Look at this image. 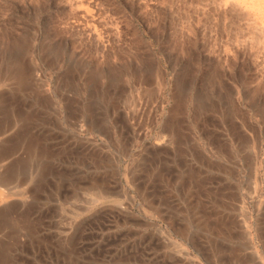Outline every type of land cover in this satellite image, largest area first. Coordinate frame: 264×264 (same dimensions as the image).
<instances>
[{"label": "rangeland", "instance_id": "374dc122", "mask_svg": "<svg viewBox=\"0 0 264 264\" xmlns=\"http://www.w3.org/2000/svg\"><path fill=\"white\" fill-rule=\"evenodd\" d=\"M263 32L264 0H0L42 222L1 229L15 264H264Z\"/></svg>", "mask_w": 264, "mask_h": 264}, {"label": "bare ground", "instance_id": "6f19581e", "mask_svg": "<svg viewBox=\"0 0 264 264\" xmlns=\"http://www.w3.org/2000/svg\"><path fill=\"white\" fill-rule=\"evenodd\" d=\"M27 67L28 65H24L23 68H21V66H18L17 64H13L12 67L7 65L4 75L6 79L11 81L8 87H12V92H7V95L0 94V138L1 137L3 138L2 140H0V162L2 165L7 163L4 165V169H3L4 171L2 170L0 171V203L4 205V209L2 211L0 210V232L2 228H11L14 226V228L18 229L19 227L22 226L23 227L22 230L27 228L28 231L27 233L30 234L28 237L35 238L37 237V234L39 233V230L42 227V222L40 220L41 216H39L40 213L38 210H32V209L28 210L29 208L26 207V200L31 198V196L27 191L24 190L14 191V187L12 186L15 185L16 183L21 182L20 181L21 172H19V169H21V165L17 159L19 158L20 154L17 156V158L15 154H17V149L18 151L20 150L21 152L25 141H27L29 138L28 137L29 128L27 126V121L29 120L27 116L28 112L26 109V105L24 103L25 100L21 96L22 86L23 84H25L26 79L28 78ZM0 78L3 80L1 76ZM29 124L31 123L29 122ZM4 135L5 137H3ZM20 158L22 159V157ZM15 187L16 189L19 188L20 184H17ZM32 199L33 198H31V200ZM16 225L19 226L16 227ZM20 237L22 236L20 235ZM43 237L44 235L42 236V239H44ZM3 242L4 239H1L0 264H15V260L11 258V254H9L10 252H8L10 247L8 246L7 240L5 239V243ZM26 247L27 249L29 248L30 250L27 251ZM36 248L37 245L32 240L26 241V243H21V248L18 252V259H17L18 262L21 264L36 263L38 258ZM43 248H45V246ZM187 254L190 255V253L188 252ZM29 255L33 257L32 262L26 260ZM50 256L52 255L50 254ZM76 256L79 257V254H76Z\"/></svg>", "mask_w": 264, "mask_h": 264}]
</instances>
